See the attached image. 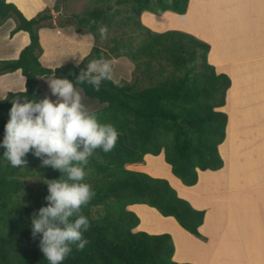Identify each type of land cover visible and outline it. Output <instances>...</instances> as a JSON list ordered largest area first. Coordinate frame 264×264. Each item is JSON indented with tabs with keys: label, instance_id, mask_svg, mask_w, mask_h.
Returning a JSON list of instances; mask_svg holds the SVG:
<instances>
[{
	"label": "trees",
	"instance_id": "trees-1",
	"mask_svg": "<svg viewBox=\"0 0 264 264\" xmlns=\"http://www.w3.org/2000/svg\"><path fill=\"white\" fill-rule=\"evenodd\" d=\"M188 3L189 0H96L93 6L72 15L70 23L77 30L96 37L101 27L117 25V16L126 13V21L120 22L129 21L137 29L135 36L142 37L136 38V44L113 38L112 46L106 49L95 44L79 64L51 69L40 62L39 40V29L50 19L49 11L45 9L28 19L15 4L0 0V24L12 18L16 25L10 35L19 31L29 35V43L16 59L0 62V75L20 70L25 77L23 91L9 92L0 100V140L14 100L23 103L46 96L39 85L42 77L70 80L85 97L96 101L98 106L93 111L99 119L112 123L120 133L112 152L97 150L89 158L86 180L95 197L82 209L90 221L85 233L89 242L83 251L73 248L63 264H191L173 260L170 234L134 231L140 219L127 207L145 204L155 208L196 237L201 236L204 210L195 209L180 197L167 179L126 167L143 162L147 154L157 156L163 152L173 175L183 185L194 186L198 170L216 171L224 165L218 147L225 139L227 116L217 108L225 103L230 78L216 74L206 62L207 43L184 31L154 32L139 20L144 12L183 15ZM199 49L203 50L200 64ZM121 56L129 58L135 69L144 68L147 84L142 85L137 77L132 81L111 78L103 81L97 91L87 83H76L89 62ZM153 70L160 76L158 79L151 77ZM4 151L0 147V156ZM26 159L28 163L22 168L0 162V264H48L38 246L40 234L35 239L31 237V217L48 203L44 199L48 195L47 182L64 174L42 166V157L31 152ZM155 165L160 169L163 163ZM29 175L43 179L41 190L31 192L26 181Z\"/></svg>",
	"mask_w": 264,
	"mask_h": 264
},
{
	"label": "crops",
	"instance_id": "crops-1",
	"mask_svg": "<svg viewBox=\"0 0 264 264\" xmlns=\"http://www.w3.org/2000/svg\"><path fill=\"white\" fill-rule=\"evenodd\" d=\"M7 1L15 4L28 19L49 6V0ZM195 1L203 5L202 0ZM209 1L212 11L210 26H213L208 39L209 61L215 65L212 66L216 74H226L231 80L225 106L217 108L227 116L225 139L218 147L224 165L216 171L198 170V181L194 186H185L176 178L180 187L187 189L186 193L178 192V195L188 200L195 209L205 212L199 227L201 236L190 234L173 217H164L148 205L133 204L127 208L140 219L134 231L145 230L143 220H147L141 212L149 209L155 217L170 219L179 231L187 234V238L182 236L178 239L177 232L166 226H161V230L147 231L149 234L171 235L175 247L173 260L178 263L264 264V0H234L232 5L225 3L230 0ZM192 2L189 0L183 15L172 12L160 15L162 20L175 14L182 26L172 25L163 31L174 29L186 32L185 22L192 26L197 17H202L201 7L191 11ZM220 8L223 10L218 11ZM187 14L192 15L191 18H187ZM69 24H46L39 29L42 46L40 62L43 66L55 69L68 64L76 65L89 54L91 34ZM15 25L12 18L0 24V62L16 59L29 43V35L25 31L10 35ZM222 36L225 41L221 40ZM230 36L242 39L233 46L228 41ZM115 61L117 59L108 62H112L113 67ZM53 79L42 77L39 85L43 81L48 82L49 89H46L51 92L49 83ZM24 86L25 77L20 70L0 75V100L9 91L24 90ZM82 102L86 105L85 100ZM163 156V152L157 156L145 155L144 161L147 162V157L150 164L146 170L149 172H144L151 173L150 168L154 169L160 159L163 161ZM143 162L127 166L137 167ZM162 163L166 164L165 160ZM204 173L208 174L202 179ZM152 215H146L151 224L155 223Z\"/></svg>",
	"mask_w": 264,
	"mask_h": 264
},
{
	"label": "clouds",
	"instance_id": "clouds-1",
	"mask_svg": "<svg viewBox=\"0 0 264 264\" xmlns=\"http://www.w3.org/2000/svg\"><path fill=\"white\" fill-rule=\"evenodd\" d=\"M105 34L106 29H102L101 37ZM111 74L110 63L94 60L76 83H87L99 91ZM50 88L57 101L45 96L39 101L12 102L0 140V147L5 149L0 162L7 161L13 168L26 167L31 152L42 157V166L64 174L47 182L48 195L44 199L48 203L31 217L30 227L33 239L40 234L38 246L48 264H63L73 248L83 251L89 242L85 233L90 221L82 212L95 197L86 180L89 158L97 150L112 152L120 133L84 105L70 80L53 79Z\"/></svg>",
	"mask_w": 264,
	"mask_h": 264
},
{
	"label": "rangeland",
	"instance_id": "rangeland-1",
	"mask_svg": "<svg viewBox=\"0 0 264 264\" xmlns=\"http://www.w3.org/2000/svg\"><path fill=\"white\" fill-rule=\"evenodd\" d=\"M204 1L205 0H202V2L204 3L203 5H202V3L200 4L198 2L199 3L198 5H200L202 8L201 12L204 15H202V17H197L195 19V21L193 22L194 26L193 25L191 26L188 22H185L184 24L187 27L186 29H188L186 31L187 33H189L190 35L199 39L200 41L208 44L209 47H208L207 53L205 54L206 62L215 67V65L212 64L213 62L209 61L210 44H209L208 39L210 37L211 28L213 27L212 25L210 26V22H212L210 20V14L212 13V11L210 9L211 4H210L209 0H206L205 2ZM247 1H249V0H245V2H247ZM94 3H96V0H49V6H47L46 8L43 9V10L47 9L49 11V14H50V19L46 20L45 24L68 25L71 22V20H73V18H72L73 14L81 13V11L83 9H86L89 6L90 7L93 6ZM225 3L232 5V4H234V0H230L229 2L225 1ZM239 7H240V10H242V6H239ZM120 8L127 9L126 6H121ZM114 9L117 10V6ZM194 9H196V8L193 7V10ZM221 9L223 10V8H220V9H218V11H220ZM43 10L39 11L38 13L42 12ZM114 12L115 11L113 10L112 13H114ZM145 14H147V15H145ZM174 16H175V14H173L169 17H165L164 19L160 20L161 16H157V15L151 14L149 12H144L139 17V20L146 27H148L151 30L153 29L154 32L158 33V32H162L164 28L168 29L167 27H171L172 25L181 26V25H179V22L177 21V20H179L178 17H174ZM117 20H118L117 25H115L114 23L109 25V26H108V24L104 25L103 27H101V29H100V31L96 37L91 35L92 47H93V45L96 44L98 47L106 49V48L112 46V43H113L112 39L118 38V37L120 39V42H122V43L128 44V43L132 42V44H136V42H135L136 38L142 37V34L135 36V32L137 29L134 30L133 25H131V23H129V21L125 24L120 22V20L126 21V13H121L120 15H118ZM190 21H193V19H190ZM102 29H106V34L103 38L101 37V30ZM241 39H242V37H239V36H230L228 38V41H230L231 44H233V46H235L236 41H239ZM221 40L225 41V37L222 36ZM91 48H90V50H91ZM202 53H203V50L200 51V49H199L198 53H197V63L198 64L203 62V60H201L202 58L200 56ZM103 61H105V60H103ZM108 63H112V62H108ZM166 68L168 71H172V67H170L169 65L168 66L166 65ZM143 72H144V68L138 69V70L135 69L134 63L129 58H127L126 56H121V57L117 58V61L113 62L111 78L115 81H120V80L132 81V80H134V78L137 77L140 79L139 82H141L142 85H145L148 83V79L145 77ZM150 74H151V77L155 75L154 79H158L160 77L159 75L156 74L155 70H153ZM49 84H51V82ZM40 86L43 89V91L45 92V94L51 100H53V101L58 100L57 96L53 95L52 92L47 91V89H49L48 82L43 81L40 84ZM74 88H75L76 92H78L81 95L82 101L85 100V102H86L85 106L89 110L93 111L98 106L96 101H92V100H89L87 97H84L79 88H77V87H74ZM21 91H23V90H21ZM227 91H226V95H225V100H226V96H227ZM9 92H13V91H9ZM9 92H7V93H9ZM16 92H18V91H16ZM223 106H225V103ZM223 106H221V107H223ZM145 160L147 162L144 161L142 164H137L136 165L137 167H129L127 165H126V167L128 169L137 170V171L141 170L142 172H144V171L148 170L147 167L150 164L147 157ZM160 160H161V162H164V160L163 161H162V159H160ZM151 164H153V163H151ZM145 165H147V166L145 167ZM163 165L165 166V168ZM163 165L161 166L160 169L156 165H154V169L150 168L151 173H148V174H156L159 176L162 175L161 177L167 179L170 182V184L175 188V190L177 192L186 193L187 189H184L183 187H180L175 183L177 177H175L173 175L170 167H168L170 165L167 163L166 164L163 163ZM133 166H135V165H133ZM162 168H163V171H161ZM33 171L35 172L34 169H33ZM146 172H149V171H146ZM206 174H208V173L203 174L202 179L206 178ZM26 181H27L28 187L30 188L32 193L42 189L41 188V182L43 181V179H40L39 177H34L33 175H29L26 178ZM145 214L146 215L147 214L152 215L153 212L150 211L149 209H147V211H145V213L143 211L141 212V215L143 216V218L145 217V220H147V221L143 220L145 230H142V231L147 232V231H150L152 229L153 230H161V228H163L161 226H166V227H170L171 230H173L174 232H177V236L179 237L178 239H181L182 236H184V238H187V234H183L181 231H179L170 219H160L158 217H155V215H152V216H154L153 220H155V223L151 224L149 222L150 218L148 216H146ZM181 249H182V246H181ZM174 253H175V247H174ZM181 256H182V252L179 253L180 258H181Z\"/></svg>",
	"mask_w": 264,
	"mask_h": 264
},
{
	"label": "bare ground",
	"instance_id": "bare-ground-1",
	"mask_svg": "<svg viewBox=\"0 0 264 264\" xmlns=\"http://www.w3.org/2000/svg\"><path fill=\"white\" fill-rule=\"evenodd\" d=\"M195 2H196V3H195ZM198 2H199V1H195V0H193L192 5L190 4V5H191L190 7L193 6V7H195L196 9H197L198 6L201 7L200 5H198L199 3L201 4V2H199V3H198ZM195 4H196L197 6H196ZM203 4H204V3H203ZM193 7L191 8V11L193 10ZM189 9H190V8H189ZM189 11H190V10H189ZM192 14H193V13H192ZM189 15H190V14H189ZM189 15L187 14L186 17H187V18H191L192 15H190V16H189Z\"/></svg>",
	"mask_w": 264,
	"mask_h": 264
}]
</instances>
